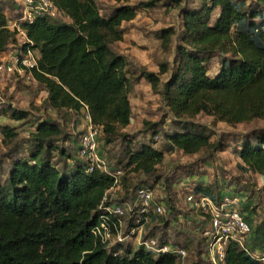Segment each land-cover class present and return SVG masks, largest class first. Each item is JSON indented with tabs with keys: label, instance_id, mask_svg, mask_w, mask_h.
I'll return each mask as SVG.
<instances>
[{
	"label": "trees",
	"instance_id": "1",
	"mask_svg": "<svg viewBox=\"0 0 264 264\" xmlns=\"http://www.w3.org/2000/svg\"><path fill=\"white\" fill-rule=\"evenodd\" d=\"M53 1L69 22L42 16L23 25L39 54L32 76L46 93L45 102L51 108L79 115L85 107L91 122L101 129L105 144L118 137L123 139V168L108 166L109 172L140 171L157 179V166L165 156L152 143L158 133L155 122H145L153 134L148 142L135 144L124 132L132 118L130 91L134 77L125 56L111 45L124 40L123 23L132 21L139 9H154L161 2L167 12L178 9L181 17L179 32L171 27L158 30L162 49L174 50L172 63H159L156 71L142 68L135 78L147 81L168 107L171 128L162 130V137L169 150L191 155L229 146L221 137L210 139L212 132L196 123L200 115L210 117L213 127L264 120V0H199L197 6L185 5L184 0H142L138 4L110 0L114 6L107 14L101 13L97 0ZM7 13L0 6V53L17 42L6 27ZM214 62L220 67L210 75L208 63ZM163 75L166 78L161 80ZM5 111L14 120L29 115L26 110L10 106ZM0 131L6 146L18 137L10 125H1ZM61 135L58 123L40 120L27 155L10 158L0 181V264H181L172 251L134 247L130 243L133 240L125 246H117V242L105 245L94 238L91 230L101 214L98 206L112 186L113 177L100 171L87 173L80 157L57 144ZM79 138L75 141L76 152ZM233 148L232 154L239 160L237 166L263 179L258 189L264 207V130L240 135ZM53 152L62 158L59 168ZM123 181L121 178L120 185ZM140 186L151 187L146 183L134 187L132 204L126 197L116 201L109 193L110 202L132 208L127 212L128 226L132 224L131 215L136 218L133 191ZM213 187L196 184L191 196H239L243 219L250 228L248 251L231 243L218 264H264L251 255L264 253V222L251 229L248 199L241 190L235 191L242 185L215 188L217 193H213ZM198 213L206 217L200 210ZM160 217L149 214L148 220ZM152 231L145 236L155 239L154 249L178 247L176 241L164 238L161 232L154 236Z\"/></svg>",
	"mask_w": 264,
	"mask_h": 264
},
{
	"label": "rangeland",
	"instance_id": "2",
	"mask_svg": "<svg viewBox=\"0 0 264 264\" xmlns=\"http://www.w3.org/2000/svg\"><path fill=\"white\" fill-rule=\"evenodd\" d=\"M140 1L142 0H132V3L138 4ZM97 2L102 14L109 13L114 6L110 0H97ZM198 3L199 0H184L183 4L197 6ZM0 6L4 11H8L9 18L15 16L14 0H0ZM55 18L63 22L70 21L62 14H57ZM123 27L125 28L124 40L111 45V47L125 56L128 61V69L134 77L130 91L132 118L124 132L135 144L140 141L148 142L153 134L145 122H155L158 133L153 137L152 143L155 147L162 149L165 156L162 163L157 166V179L160 180L158 184L157 179H154L153 176H147L140 171L126 173L123 170L125 172L122 177L124 181L120 188L114 192L113 199L120 201L126 197L127 202L132 204L130 194L133 188L143 183L151 185L155 200L162 202L167 212L160 217L161 220L151 221L149 219L147 221L144 227V236L145 234L147 236L150 230H154V232L152 231L154 236L161 232L160 234L164 238L176 241L178 247L184 245L183 248L187 256L181 264H210L204 243L206 239L203 235L207 224L193 206L192 190L196 184L212 185L214 186L213 190L215 188L223 189V186L227 187L233 183L242 185L241 189H235V191L241 190L251 205H248L251 229H256L258 225L262 224L264 222V207L261 191L258 188L263 179L257 175L243 172L237 166L238 160L232 152L240 135L253 130H264V120L236 125L219 123L213 127L210 117L200 115L196 123L204 125L212 132L210 139L215 141L221 137L229 146L220 151L202 150L191 155L184 154L178 149L169 150L168 144L162 137V130L171 128L172 116L168 107L161 94L154 93L147 81L135 78L140 74L142 68L156 71L159 63H172L174 50L172 48L170 50L162 49L158 30L171 27L179 32L181 28L179 10L173 9L171 12H167L160 2L154 9H139L137 16L132 21L123 23ZM173 40L175 41L176 37ZM219 67V62L208 63L209 74L214 75ZM165 78L166 75H163L161 80ZM45 98L46 93L43 89L34 80L29 79L26 74L20 76L0 73V126L10 125L15 128L18 134L17 139L6 146L2 141L0 131V181L6 175L10 158L26 156L30 147L33 146L34 130L40 120L47 119L58 123L62 129V135L57 144L63 145L69 154H73L76 158L79 157L75 141L78 140L85 127L84 112L81 111L78 115L71 111L55 110L46 104ZM8 106L26 110L29 115L26 119L14 120L8 115L9 112L5 111ZM101 138L102 133L98 137V146L100 152L105 156L108 166L123 168L125 157L123 139L118 137L112 143L105 144ZM52 155L57 167H61L63 165L62 158H59L55 152ZM67 160L71 164L72 159L68 158ZM214 191L213 193H217L218 190ZM123 220L125 222L128 220L127 213ZM129 242L126 239L117 246H125ZM130 243L134 247L138 246L134 240ZM262 243L264 245V241Z\"/></svg>",
	"mask_w": 264,
	"mask_h": 264
},
{
	"label": "built area",
	"instance_id": "3",
	"mask_svg": "<svg viewBox=\"0 0 264 264\" xmlns=\"http://www.w3.org/2000/svg\"><path fill=\"white\" fill-rule=\"evenodd\" d=\"M16 5L15 16L9 18L6 27L14 33L16 43L12 48L0 53V73L17 74L34 80L32 70L37 69L39 57L33 42L27 37L24 24H30L38 17L49 16L55 18L57 11L53 0H14ZM85 115V127L80 134L77 146V154L85 163V171L106 172L113 177L112 186L107 189L99 204L100 216L98 222L93 226L91 232L94 238L105 245L122 243L126 239L134 240L138 245H143L146 249L155 252L175 253L182 261L187 253L183 248H170L162 246L154 249L156 241L154 238L145 237L144 227L148 221L149 214L162 216L166 213L165 206L155 200L153 190L150 186H140L133 191L136 206V218L131 215L132 224L128 226L125 217L128 210H132L127 204L125 208L110 202L109 195L120 188L123 170L109 172L108 163L105 156L100 152L98 137L102 133L101 129L91 122L87 109L83 110ZM110 193V194H109ZM192 198V196H191ZM194 206L200 210L207 218V227L203 231L206 239V254L210 264H218L225 258L226 251L231 243L238 245L248 251L246 240L249 233V224L243 219L241 209L242 200L239 196L224 195L212 197L199 194L193 199ZM134 220V223H133ZM124 227V229H123ZM254 258L264 262L262 255L252 254Z\"/></svg>",
	"mask_w": 264,
	"mask_h": 264
},
{
	"label": "crops",
	"instance_id": "4",
	"mask_svg": "<svg viewBox=\"0 0 264 264\" xmlns=\"http://www.w3.org/2000/svg\"><path fill=\"white\" fill-rule=\"evenodd\" d=\"M236 160H238V159H236ZM239 161V160H238Z\"/></svg>",
	"mask_w": 264,
	"mask_h": 264
}]
</instances>
